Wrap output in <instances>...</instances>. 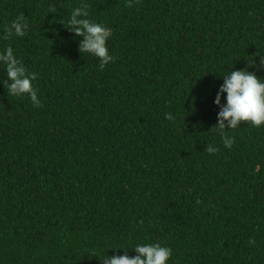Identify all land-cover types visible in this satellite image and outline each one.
<instances>
[{
    "label": "trees",
    "instance_id": "1",
    "mask_svg": "<svg viewBox=\"0 0 264 264\" xmlns=\"http://www.w3.org/2000/svg\"><path fill=\"white\" fill-rule=\"evenodd\" d=\"M77 8L111 30L103 69L69 26ZM19 16L25 35L8 36ZM5 46L40 106L9 95L0 62V264H103L149 243L167 264H264V124L226 127V148L214 103L231 71L264 79V0H0Z\"/></svg>",
    "mask_w": 264,
    "mask_h": 264
},
{
    "label": "clouds",
    "instance_id": "2",
    "mask_svg": "<svg viewBox=\"0 0 264 264\" xmlns=\"http://www.w3.org/2000/svg\"><path fill=\"white\" fill-rule=\"evenodd\" d=\"M82 14L87 15L86 12L82 13L80 8L75 9L69 26L76 35L84 37L80 44L81 52L91 53L98 57L100 68L103 69L115 59L109 55L107 48L111 30L101 23L90 22L88 19L77 20L76 17ZM26 28L24 17L19 16L5 31L8 36L13 33L16 36H23ZM0 62L6 66L7 77L11 81L10 83L5 82L9 95L20 97L27 94L33 105L39 107L37 91L32 84V81L36 79V74L28 73L22 60L14 55V49L11 46H5L4 50L0 51ZM260 67L264 69V57H261ZM214 103L220 108L216 127L220 130L224 146L230 149L234 138L225 135L226 127L235 129L241 121L251 122L256 127L264 124V79L247 70L231 71L223 76V83L220 85ZM167 118L173 119L172 114L168 113ZM206 151L210 154L215 153L217 148L209 145ZM135 251L137 255L131 258L127 255H105L102 259L103 264H167L172 255L170 248L159 243L137 244Z\"/></svg>",
    "mask_w": 264,
    "mask_h": 264
}]
</instances>
